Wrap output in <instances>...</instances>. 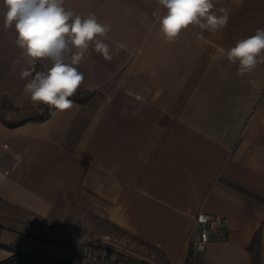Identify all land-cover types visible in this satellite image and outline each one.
I'll return each instance as SVG.
<instances>
[{"label": "crops", "instance_id": "0c3cea01", "mask_svg": "<svg viewBox=\"0 0 264 264\" xmlns=\"http://www.w3.org/2000/svg\"><path fill=\"white\" fill-rule=\"evenodd\" d=\"M213 3L231 9L224 29L190 25L167 42L158 0H65L126 47L106 61L90 45L75 106L39 115L0 0V103L19 117L0 114V261L21 249L81 264L87 243L188 264L201 211L228 219L201 264H264V64L238 75L225 55L264 29V0Z\"/></svg>", "mask_w": 264, "mask_h": 264}, {"label": "clouds", "instance_id": "9594fccd", "mask_svg": "<svg viewBox=\"0 0 264 264\" xmlns=\"http://www.w3.org/2000/svg\"><path fill=\"white\" fill-rule=\"evenodd\" d=\"M64 4L65 0H3L4 28L14 32V43L28 65L22 69L21 77H31L23 91L34 105L44 104L61 112L75 106L70 98L84 81L78 66L90 45L106 61L126 47L120 44L111 49L101 39L107 36L110 25L101 23L94 13L81 16ZM158 4L166 10L158 20L167 42H174L190 25L198 26L202 32L221 31L231 14L229 7L214 10L213 0H158ZM225 55L230 63L238 64V75L252 73L264 64V29L258 28L254 35L238 40ZM40 60L48 61L50 67L33 75L31 66ZM249 83L255 86L257 82Z\"/></svg>", "mask_w": 264, "mask_h": 264}, {"label": "built area", "instance_id": "2783aa9c", "mask_svg": "<svg viewBox=\"0 0 264 264\" xmlns=\"http://www.w3.org/2000/svg\"><path fill=\"white\" fill-rule=\"evenodd\" d=\"M225 216L212 215L199 211L195 216V231L190 246L188 264H201V255L206 251L212 232L222 231L227 227ZM81 264H155L154 262L126 257L112 256L97 252L90 244H84L79 256Z\"/></svg>", "mask_w": 264, "mask_h": 264}, {"label": "trees", "instance_id": "16d2710c", "mask_svg": "<svg viewBox=\"0 0 264 264\" xmlns=\"http://www.w3.org/2000/svg\"><path fill=\"white\" fill-rule=\"evenodd\" d=\"M12 251V255L0 261V264H76L57 255H41L21 249Z\"/></svg>", "mask_w": 264, "mask_h": 264}, {"label": "rangeland", "instance_id": "374dc122", "mask_svg": "<svg viewBox=\"0 0 264 264\" xmlns=\"http://www.w3.org/2000/svg\"><path fill=\"white\" fill-rule=\"evenodd\" d=\"M37 71H40L39 69L37 70ZM36 71V72H37ZM40 106H45L46 108H45V111H43V112H38L39 113V115H41V114H44V113H47L46 112V110L49 108V106H47V105H44V104H40ZM11 109V108H10ZM5 110H9V107L6 105V103H4V102H2V103H0V114L1 113H3L5 116H6V112L4 113V111ZM37 113V112H36ZM36 115V114H35ZM36 116H38V115H36ZM6 117H8V116H6ZM39 117V116H38ZM1 118V117H0ZM17 118H19L18 117V115H10V117H8L7 119H10V120H13V119H17Z\"/></svg>", "mask_w": 264, "mask_h": 264}]
</instances>
